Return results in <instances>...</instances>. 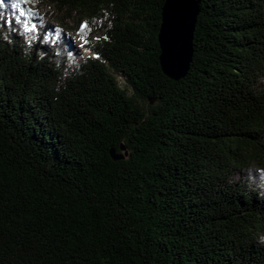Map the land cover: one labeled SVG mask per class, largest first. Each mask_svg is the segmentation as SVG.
<instances>
[{
    "label": "trees",
    "instance_id": "1",
    "mask_svg": "<svg viewBox=\"0 0 264 264\" xmlns=\"http://www.w3.org/2000/svg\"><path fill=\"white\" fill-rule=\"evenodd\" d=\"M197 2L175 80L163 0H0V264H264V0Z\"/></svg>",
    "mask_w": 264,
    "mask_h": 264
},
{
    "label": "water",
    "instance_id": "2",
    "mask_svg": "<svg viewBox=\"0 0 264 264\" xmlns=\"http://www.w3.org/2000/svg\"><path fill=\"white\" fill-rule=\"evenodd\" d=\"M198 9L197 0H163L156 40L161 72L169 78L179 80L189 68ZM110 154L114 159L122 156L112 148Z\"/></svg>",
    "mask_w": 264,
    "mask_h": 264
},
{
    "label": "rangeland",
    "instance_id": "3",
    "mask_svg": "<svg viewBox=\"0 0 264 264\" xmlns=\"http://www.w3.org/2000/svg\"><path fill=\"white\" fill-rule=\"evenodd\" d=\"M81 51L84 52V53H90V51L88 50V48H81Z\"/></svg>",
    "mask_w": 264,
    "mask_h": 264
},
{
    "label": "snow or ice",
    "instance_id": "4",
    "mask_svg": "<svg viewBox=\"0 0 264 264\" xmlns=\"http://www.w3.org/2000/svg\"><path fill=\"white\" fill-rule=\"evenodd\" d=\"M86 27V25H81V28ZM29 29L27 27H25V31H28Z\"/></svg>",
    "mask_w": 264,
    "mask_h": 264
}]
</instances>
